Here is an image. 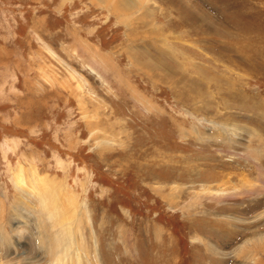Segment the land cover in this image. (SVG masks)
Returning <instances> with one entry per match:
<instances>
[{
	"label": "rangeland",
	"instance_id": "1",
	"mask_svg": "<svg viewBox=\"0 0 264 264\" xmlns=\"http://www.w3.org/2000/svg\"><path fill=\"white\" fill-rule=\"evenodd\" d=\"M118 7L0 0V264H264V0Z\"/></svg>",
	"mask_w": 264,
	"mask_h": 264
},
{
	"label": "bare ground",
	"instance_id": "2",
	"mask_svg": "<svg viewBox=\"0 0 264 264\" xmlns=\"http://www.w3.org/2000/svg\"><path fill=\"white\" fill-rule=\"evenodd\" d=\"M99 3H102V4H108V6H112V5H114L115 4V6H116V8H118V9H121V8H119L118 7V3L119 4H122L123 3V0H97ZM127 3L129 4V1H127ZM133 5V4H132ZM128 8H131V6L130 7H128V6H125V9H128ZM264 246V245H263ZM262 246V247H263ZM55 247V246H54ZM52 248V247H51Z\"/></svg>",
	"mask_w": 264,
	"mask_h": 264
}]
</instances>
